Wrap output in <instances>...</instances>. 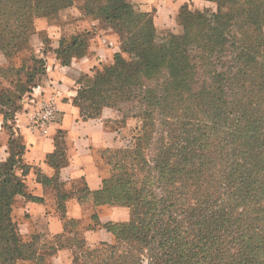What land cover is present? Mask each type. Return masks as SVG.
<instances>
[{"label":"trees","instance_id":"trees-1","mask_svg":"<svg viewBox=\"0 0 264 264\" xmlns=\"http://www.w3.org/2000/svg\"><path fill=\"white\" fill-rule=\"evenodd\" d=\"M89 1L97 2L91 14L127 33V56L115 53L88 76L75 103L85 118L111 107L143 125L125 148L105 149L122 153L118 172L104 175L100 190L78 193L82 201L93 195L95 206L129 207L132 216L105 223L115 239L95 247L77 228L82 221L66 217V232L53 241L26 240L13 209L18 196H29L17 173L27 166L24 147L11 138V155L0 162V264H44L62 249L76 264H264V0L184 6L181 33L161 35L130 0ZM72 3L0 0V51L9 58L31 48L34 19ZM90 43V35H77L58 59L70 65ZM27 69L20 103L11 102L10 112L0 107L9 128L46 73L45 64ZM66 196L60 193L62 211ZM91 218L88 227L100 224L97 213Z\"/></svg>","mask_w":264,"mask_h":264},{"label":"crops","instance_id":"crops-1","mask_svg":"<svg viewBox=\"0 0 264 264\" xmlns=\"http://www.w3.org/2000/svg\"><path fill=\"white\" fill-rule=\"evenodd\" d=\"M212 4L210 0H146L145 6L155 10L154 22L163 29L177 24L178 14L184 6L203 9ZM38 23L46 27L48 24L46 19H40ZM103 37L104 34H99L92 39L88 53L73 59L71 65H63L56 53L46 55V73L40 77L34 95L41 97L58 91L61 96L60 111L46 134L30 127L29 113L33 107L30 103L17 113L12 128L0 115V162L11 155V138H17L24 147L21 159L27 170L19 167L17 173L23 176L29 196H18L13 209V217L23 236L33 232L62 234L66 232L65 217L83 221L89 212H94L100 224L85 227L83 234L90 246H96L113 237L105 223L126 222L131 218L129 207L95 206L93 195L82 201L78 193L81 186L92 193L101 189L104 174L99 153L117 146L121 129L119 120L123 119L122 113L111 107L103 108L97 117L85 118L75 103L78 87L74 81V65L79 71L92 72L103 63L111 62L119 50V44L113 48L102 45ZM62 191L67 193L64 211L58 203ZM71 254V249L60 250L53 264H72Z\"/></svg>","mask_w":264,"mask_h":264},{"label":"rangeland","instance_id":"rangeland-1","mask_svg":"<svg viewBox=\"0 0 264 264\" xmlns=\"http://www.w3.org/2000/svg\"><path fill=\"white\" fill-rule=\"evenodd\" d=\"M130 2L136 11L148 13L152 15L154 19L155 10L148 9L145 6L146 0H130ZM95 4H97V2H90L89 0H73L71 5L61 9L58 12L35 18L32 25V33L29 37V44L31 48H28L26 45L25 49L18 51L15 55L9 58L6 57L2 51H0V107L3 108L4 111L10 112L11 110H14V103H11L14 100L15 104L20 103L18 100L20 92L22 91L20 83L25 81L28 76L27 68H29V70H33L35 67L42 66V64H45L46 66L48 63L46 55L53 52L58 56V50H65V48H68L73 43V38L77 35L87 34L90 35L92 40L95 39L99 34H104V37L101 40L102 45L113 48L119 44L120 46L117 52L123 53L125 56H127V53L123 51V41L126 38L127 33L124 30L117 28L115 25L105 22L101 17L91 14V9ZM214 7V3L211 6H208V8ZM190 9L196 10L193 8ZM40 19H46L48 22V24L46 23L47 27L38 23ZM90 26L91 29H89ZM156 28L158 34L160 35L166 32L180 34L182 31V27L178 21L176 25H173L170 28L161 29L157 26ZM113 61L114 58L111 62L103 63V65L100 67H96L92 72L79 71L80 69L77 67V65H74L76 68V72L73 74L75 85L78 87V89L86 85L87 80H89L87 79L88 76H93L97 68L102 69L104 66L112 64ZM72 63L73 61L71 64ZM24 66L27 68L24 69ZM10 98L11 100L8 101ZM25 105L23 106L22 110L24 109ZM119 121L121 122L119 140L117 146L114 147L125 148L130 144L133 137L139 134V130L142 128L143 121L132 116L126 118L125 121H123V119H120ZM113 150L114 149H104L99 153V160L102 163L101 169L105 176H110L115 172H118L117 167H114V165L116 161H123L122 153L115 152ZM132 212L133 211H131V213ZM93 223L94 221L91 218V213L89 212L86 218H84V220L79 223L77 228L84 229ZM115 230L119 231L121 230V227L115 226ZM37 234L40 236L42 242L54 240L53 235L45 233L41 234L38 232H33L28 236L23 237L26 240H30ZM114 239L115 237H112L111 241L107 242H113ZM56 255L48 256L46 260H44V264H53V259L56 257ZM70 259L72 260V264H76L73 263L72 254L70 255ZM79 261L81 260L79 259ZM21 264H28V262L22 261Z\"/></svg>","mask_w":264,"mask_h":264},{"label":"built area","instance_id":"built-area-1","mask_svg":"<svg viewBox=\"0 0 264 264\" xmlns=\"http://www.w3.org/2000/svg\"><path fill=\"white\" fill-rule=\"evenodd\" d=\"M60 99L61 96L58 91L42 94L41 97H37L33 93V97L28 102L33 105L29 113L30 127L46 134L51 125L56 121L58 112L60 111L58 105Z\"/></svg>","mask_w":264,"mask_h":264}]
</instances>
